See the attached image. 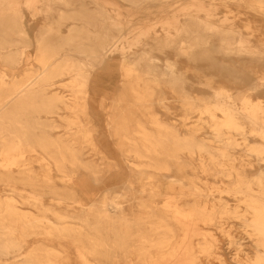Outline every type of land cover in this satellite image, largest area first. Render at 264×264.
Returning <instances> with one entry per match:
<instances>
[{
    "label": "bare ground",
    "instance_id": "bare-ground-1",
    "mask_svg": "<svg viewBox=\"0 0 264 264\" xmlns=\"http://www.w3.org/2000/svg\"><path fill=\"white\" fill-rule=\"evenodd\" d=\"M263 65L264 0H0V264H264Z\"/></svg>",
    "mask_w": 264,
    "mask_h": 264
},
{
    "label": "rangeland",
    "instance_id": "rangeland-1",
    "mask_svg": "<svg viewBox=\"0 0 264 264\" xmlns=\"http://www.w3.org/2000/svg\"><path fill=\"white\" fill-rule=\"evenodd\" d=\"M25 15L27 16V14H25ZM261 73H264V65H263V67L261 69L258 70L257 74L253 75V78L254 77H259ZM117 80H118L117 73H114V72H112V74H110V75H105L103 73L100 74V72L99 73H95L94 79H93V83H94V86H95V83H97L99 85V90H101V91L98 92V94H99L98 97L99 98L96 99L97 100L96 102L94 101V99H92L91 106L93 105V107L95 108L97 106L99 100L102 99L103 107L108 108V106L110 104V100H111L112 96L115 94V92H116V90L118 88V85H119ZM262 101L264 103V97H263ZM95 118L100 123L101 127H104L103 124H104L105 118L103 117L101 111H96ZM236 139L239 140V139H241V137H236ZM99 140L102 143V149L107 154L106 155L107 158L109 160L110 159H113V160L115 159L114 161H117L118 162V166L123 169L124 167H123V165H122V163L120 161L121 158L119 157L118 153L116 152V149L113 148L112 146H110V143H109L110 141L107 138L106 133L104 134L103 131H102V133L100 132ZM239 142H240V140H239ZM98 164H101V162L98 161ZM100 168L104 169L105 167L101 166ZM253 171H254L253 168L249 169L248 173L250 174ZM113 173H114V171H113ZM78 177H81L84 180V177H86V176H85V174L80 173L79 175H76L77 179H78ZM105 185H110V184H108V182H106ZM217 186H220V185L218 184ZM221 196L226 200V203H227V205H228V207L230 209L236 208L237 201L232 196L226 195L224 193H222ZM156 202L157 203H161V200H157ZM46 203L50 204V203H53V202H51L50 200H46ZM227 224H229V225H228L226 230H228V232L233 237H236L235 238L236 240H241L242 241V240L245 239L244 232H243V230L241 228V225L239 224L238 221H230ZM216 237L219 240V243L222 245L223 249H225L226 259L228 261H232L233 257H234V254H235V247L234 246L228 247V245H226L227 244L226 241L221 237V234L217 233ZM39 241L42 242V239L39 238V237L27 239L26 247H29L32 243H37ZM52 246H55V243H52Z\"/></svg>",
    "mask_w": 264,
    "mask_h": 264
}]
</instances>
